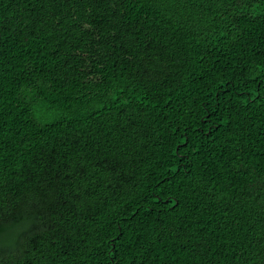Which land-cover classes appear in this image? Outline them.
<instances>
[{"label": "trees", "instance_id": "1", "mask_svg": "<svg viewBox=\"0 0 264 264\" xmlns=\"http://www.w3.org/2000/svg\"><path fill=\"white\" fill-rule=\"evenodd\" d=\"M0 264H264V0H0Z\"/></svg>", "mask_w": 264, "mask_h": 264}]
</instances>
